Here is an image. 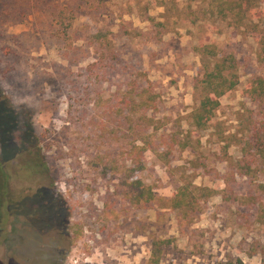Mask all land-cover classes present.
<instances>
[{
    "label": "rangeland",
    "instance_id": "374dc122",
    "mask_svg": "<svg viewBox=\"0 0 264 264\" xmlns=\"http://www.w3.org/2000/svg\"><path fill=\"white\" fill-rule=\"evenodd\" d=\"M258 37L210 0H0V264H146L153 238L169 240L165 264H264V161L240 162L264 121L242 93L264 75ZM222 55L239 84L195 130L196 79ZM146 79L156 108L133 115L122 97ZM143 118L154 143L187 142L144 152L133 177L152 186L150 208L120 185L128 128ZM183 184L203 191L200 208L178 216L168 200Z\"/></svg>",
    "mask_w": 264,
    "mask_h": 264
},
{
    "label": "trees",
    "instance_id": "16d2710c",
    "mask_svg": "<svg viewBox=\"0 0 264 264\" xmlns=\"http://www.w3.org/2000/svg\"><path fill=\"white\" fill-rule=\"evenodd\" d=\"M260 2L261 0H210L215 13L220 18L228 20L231 26L245 28L258 34V44L261 48L260 58L264 59V13L260 10ZM93 37L96 41L99 40L102 43L98 32ZM201 48L208 56H217V52L213 50L212 45H201ZM203 68L201 76L196 79L195 83V90L199 91L200 98L188 115L189 123L195 130H202L207 127L220 105V97L235 89L239 84V77L235 71L236 63L232 56L222 55L214 61L211 67L204 64ZM128 86L122 97V103L125 104L131 114L134 115L142 111L145 113L150 108H156L157 94L153 91L151 83L147 79L143 85H138V82L134 80ZM242 93L251 99L258 113L264 118V75L252 76ZM254 112L253 109L252 115ZM144 118L132 119L133 124L128 128L134 135L130 150H128L132 167L121 178L120 185L123 186L121 194L131 205L150 208L154 206L157 200L152 186L146 185L141 179L133 177L136 171L143 168L144 152L154 149L155 146H162L164 154L168 155L176 145L179 150H183L187 146V142L179 139V135L169 134L168 138L160 137V141L154 143L152 134L157 128L150 127L145 123L151 122L152 118ZM260 122L259 125L253 126L254 128H249L250 133L246 137V147H242L243 157L240 162H245L242 166L247 169L251 168L247 159L250 161L251 159L264 161V121ZM255 123L257 122L253 124ZM141 126L144 127V130L140 129ZM149 127L152 129H149ZM258 187L261 189L260 194L263 197L264 183L258 185ZM197 191H203V189L188 184L178 186L168 200V208L177 212L178 216H187L190 212L197 211L200 208L199 199L196 196ZM168 243V239L153 238L146 264H165L162 260ZM239 264L243 263L239 261Z\"/></svg>",
    "mask_w": 264,
    "mask_h": 264
}]
</instances>
